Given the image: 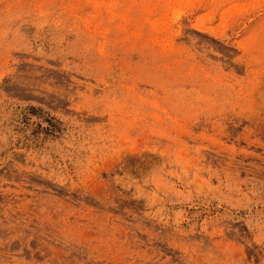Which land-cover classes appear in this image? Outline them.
Returning <instances> with one entry per match:
<instances>
[{
	"label": "rangeland",
	"instance_id": "374dc122",
	"mask_svg": "<svg viewBox=\"0 0 264 264\" xmlns=\"http://www.w3.org/2000/svg\"><path fill=\"white\" fill-rule=\"evenodd\" d=\"M0 264H264V0H0Z\"/></svg>",
	"mask_w": 264,
	"mask_h": 264
}]
</instances>
